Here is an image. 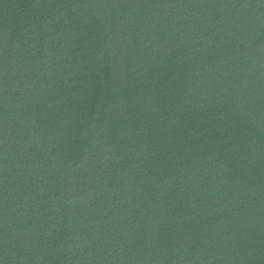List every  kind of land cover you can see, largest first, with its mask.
Listing matches in <instances>:
<instances>
[{"label": "water", "instance_id": "95a60500", "mask_svg": "<svg viewBox=\"0 0 264 264\" xmlns=\"http://www.w3.org/2000/svg\"><path fill=\"white\" fill-rule=\"evenodd\" d=\"M0 264H264V0H0Z\"/></svg>", "mask_w": 264, "mask_h": 264}]
</instances>
